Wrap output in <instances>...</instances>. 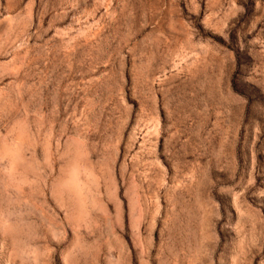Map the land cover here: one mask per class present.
<instances>
[{
	"label": "rangeland",
	"instance_id": "1",
	"mask_svg": "<svg viewBox=\"0 0 264 264\" xmlns=\"http://www.w3.org/2000/svg\"><path fill=\"white\" fill-rule=\"evenodd\" d=\"M0 264H264V0H0Z\"/></svg>",
	"mask_w": 264,
	"mask_h": 264
}]
</instances>
